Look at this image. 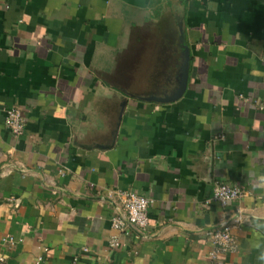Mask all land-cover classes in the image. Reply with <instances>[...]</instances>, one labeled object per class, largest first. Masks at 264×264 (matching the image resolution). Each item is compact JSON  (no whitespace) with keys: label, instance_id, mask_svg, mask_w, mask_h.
Instances as JSON below:
<instances>
[{"label":"crops","instance_id":"crops-1","mask_svg":"<svg viewBox=\"0 0 264 264\" xmlns=\"http://www.w3.org/2000/svg\"><path fill=\"white\" fill-rule=\"evenodd\" d=\"M218 183L245 198L209 203ZM119 190L150 198L148 230L113 228ZM239 212L221 260L264 264V0H0V257L217 264Z\"/></svg>","mask_w":264,"mask_h":264},{"label":"built area","instance_id":"built-area-1","mask_svg":"<svg viewBox=\"0 0 264 264\" xmlns=\"http://www.w3.org/2000/svg\"><path fill=\"white\" fill-rule=\"evenodd\" d=\"M5 116V127L15 138L21 137L26 130L25 118L22 111L18 108L7 109ZM117 197L120 199L121 207L112 218V226L121 234L128 235L131 229L146 231L150 227L149 206L151 200L149 197L131 190L117 191ZM246 196V192L239 187L231 186L228 183H218L214 188L213 197L210 202L218 204L222 209H226L229 204L240 203ZM9 203L14 209L19 208L18 202L12 199ZM242 213L239 212L235 218L226 222L220 229L210 232L211 251L209 257L217 264H223V256L237 252L238 240L234 230L241 225ZM5 243L14 245L16 240L10 236L4 239ZM109 246L115 250L120 249L121 244L113 240ZM41 260V259H40ZM0 264L9 263L6 257H0ZM22 264V263H18Z\"/></svg>","mask_w":264,"mask_h":264},{"label":"water","instance_id":"water-1","mask_svg":"<svg viewBox=\"0 0 264 264\" xmlns=\"http://www.w3.org/2000/svg\"><path fill=\"white\" fill-rule=\"evenodd\" d=\"M186 77H187V67H185L184 72H183V81L181 83L182 89H184L185 87Z\"/></svg>","mask_w":264,"mask_h":264}]
</instances>
